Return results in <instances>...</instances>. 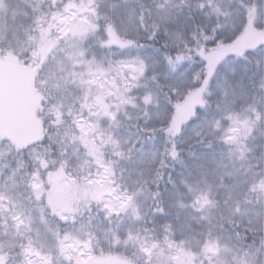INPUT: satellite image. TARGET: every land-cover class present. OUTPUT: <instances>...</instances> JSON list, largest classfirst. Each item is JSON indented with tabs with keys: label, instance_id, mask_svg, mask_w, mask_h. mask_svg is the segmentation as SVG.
I'll use <instances>...</instances> for the list:
<instances>
[{
	"label": "trees",
	"instance_id": "1",
	"mask_svg": "<svg viewBox=\"0 0 264 264\" xmlns=\"http://www.w3.org/2000/svg\"><path fill=\"white\" fill-rule=\"evenodd\" d=\"M57 3L60 11L52 8L51 0H0V39L9 38L28 46L34 43L30 37L39 36L41 28L48 29L51 38H63L73 27L91 21L89 15L94 12L93 0H57ZM215 3L216 0H212V5L205 11L210 13ZM157 4L163 7L158 8ZM64 5L70 6L67 12ZM142 5L151 9L153 16L159 13L161 19L178 16L185 30L194 23H208L204 13L200 11L183 6L182 11L178 9L176 0H103L102 3L104 10L111 8V14L119 18L118 23L122 27L139 24L136 16L140 13ZM37 7L38 12L34 11ZM55 12L60 15L53 16ZM44 13L47 15L38 25L36 17ZM259 32L247 28L236 36L230 46L250 49L252 47L248 45L253 40L257 41V45L264 42L258 39ZM164 39L162 33L155 39H148L146 33L141 36L138 53L144 58L143 61L147 60L148 76L154 75L156 79H141L138 86L130 89H127V84L135 73L127 65L120 71L123 76L117 79H112L116 71L103 75L94 73L84 76V84L78 79L73 82L72 77H67L66 85L61 78L65 69L70 68L79 73L83 68L80 66L72 69L68 61L63 74H58L56 69H52L50 90L63 112L67 113L65 119L68 123L61 132L64 143L68 145V151L80 146L90 157L101 160L105 150L113 154L123 152L122 156L117 157L119 166L116 174L120 177V186L117 188L112 184L104 196L106 201H109L110 197H117V209L111 211L112 208L107 206L106 211L111 213L110 217L105 218L104 213H99L98 218H91L90 226L84 233V238L88 237V232H95L104 239L98 244L90 240L89 248H85L81 243L69 251L74 256L119 255L124 260L130 259L127 252L135 251L136 257L132 258L135 264H162L160 260L167 256L171 258L166 264H173L172 259L181 254L182 249L183 253H187L182 254L186 264H224L226 259L232 260V264H243L242 257L235 251L221 249V245L228 243L231 229L227 220L237 210L238 203L241 213L254 210L255 206L242 203L248 183L264 179V173L256 171L260 165L249 168V164L264 153V90L259 87L260 69L249 61H236V74L230 77L228 95L222 103L221 112H217L215 107L206 110L200 103L186 104L196 90L189 91L180 100L167 88L168 82L177 73L172 72L165 61L164 53L171 49L165 47ZM58 43L64 51L58 52L57 55L67 59L66 52L71 50L67 45L71 41L60 39ZM89 43H92L91 39ZM109 47L112 52L126 55L121 51L126 46L121 47L116 43L103 49L106 58L101 65L105 69L109 68V61L115 59L108 51ZM225 48L227 47L219 46L204 53L208 64L209 59H215L220 52H223L222 59L236 53L224 51ZM93 50L98 56L102 51L94 43ZM34 56L41 60L43 58L38 52L34 53ZM197 66H192L189 76ZM112 67L117 68L115 65ZM124 76L128 79L124 80ZM15 80H24L32 85L30 90L28 88L26 99L30 121L19 127L20 129L0 127V140L23 146L33 144L44 137L41 120L45 106L44 93L38 84L37 66L34 63L11 51L0 54V89H7ZM149 91L159 93L161 103L169 110L174 107L172 126L174 121L178 126L188 122L181 141V147L185 149L182 158L177 161L168 159L166 166L160 167V176L156 175L159 161L157 150L163 148L165 134L160 131L155 134L152 132L158 121L155 119V109H150L149 101L144 100ZM97 97L101 98L105 108L97 103ZM187 105H190V110L183 114L181 109ZM69 107L73 108V112L67 111ZM146 110H149V114H146ZM218 115L223 118L220 120L219 131L213 132L209 122ZM245 120L252 124L248 135L244 134ZM204 131H208L205 142L196 143L195 141L199 140L197 133L203 135ZM44 140L46 142L47 138L44 137ZM209 140L211 145L207 146ZM154 153L155 163L152 162ZM9 159L10 165L0 170V196L4 198L0 200V244L8 254L9 264H13V261L15 264H22L24 256L21 255L20 245L23 243L27 246L29 239L33 248L40 253L39 256L36 252L28 253L32 259L40 261L43 256L48 255L52 264H69V261L59 254L58 247L54 246L56 241L48 232V227L54 226L56 219L49 215L50 210L47 208L43 211L42 219L41 207L49 191L53 192L58 202L80 197L82 189L79 182L66 171L60 177H49L47 173L44 182H40L32 174V164L27 154L24 156L26 167H19L13 157ZM2 163L0 161V164ZM108 169L110 171H105L103 178H89V182L104 184L107 180L111 183L112 169ZM49 172L54 173L55 170ZM36 182L41 184L45 200H37L35 195L30 194V189L35 192L31 185ZM45 185L47 187H44ZM60 229L63 232L64 225L61 224ZM129 235L133 239L123 243L122 239ZM117 236L120 238L119 242ZM66 243L73 242L69 240ZM141 244L149 248L153 244L158 247L152 249L149 256L140 253ZM208 245H212L216 251H206ZM74 263L75 261L72 262Z\"/></svg>",
	"mask_w": 264,
	"mask_h": 264
},
{
	"label": "clouds",
	"instance_id": "2",
	"mask_svg": "<svg viewBox=\"0 0 264 264\" xmlns=\"http://www.w3.org/2000/svg\"><path fill=\"white\" fill-rule=\"evenodd\" d=\"M165 2H168V0H165ZM102 3L103 0H93L94 12L89 15V19L98 26L97 31L89 33L80 42L81 47L86 52V59H95L97 62L102 63L106 58L103 49L108 46L103 45L101 41L108 38L107 26L111 24L117 30L121 39L133 41L132 45H128L121 50L126 53L123 56L112 52L110 47L108 48L111 55L115 57V59L109 61V66L115 65L117 68L121 67V62L127 64L137 59H144L138 53L140 39L144 33L147 34L148 39H155L158 34H163L165 47L171 49V51L164 53L165 61L171 71L177 73L168 82L167 88L172 95H175L180 100L191 90L203 89L201 98L204 103L201 104V107L206 110L215 107L217 112H221L222 103L228 95L230 77L236 74L235 63L238 60L249 61V63L260 69L261 83L259 87L264 90V42L250 49H245L242 53L225 56L216 64L211 75H209L208 61L204 55V53L216 47L232 45L236 36L247 27L249 10L255 11L253 25L255 29L264 32V0H216L210 13L205 11V9L212 5V0H176V6L181 11V6L189 7L193 11H200L204 13L208 21V23L203 25L194 23L187 30L179 22L178 16L161 19L159 13L153 16L151 9L144 5L141 6L140 13L136 16L139 24L133 27H122L118 23L119 18L111 14V8L107 11L104 10ZM51 5L57 11L61 10L57 0H51ZM157 7L160 8L163 5L157 4ZM177 24L179 25L178 27L170 26ZM90 39L92 43H89ZM93 43L102 50L99 56L93 50ZM9 51L37 66V81L44 93L45 106L41 113V120L44 127V137L47 140L45 142L44 137H42L40 141L23 146H18L8 140H0V161L3 162L0 164V170L10 165L9 157L15 158L19 167H26L27 161L24 160V156L27 154L28 160L32 164V174L37 177V180L44 182V178L49 171L55 170L61 164H64L65 171L75 176L81 189L89 193L86 199L80 198L77 201L75 224L72 223L71 216L68 223H61L64 225V231L71 232L78 229L81 223L89 222L90 217L98 218L99 213H104L105 218L110 217L111 213L106 211L107 201L104 196L112 187V184H115L117 188L120 186V177L116 174L119 166L117 157L122 156L123 152L113 154L105 150L101 160L100 158L90 157L86 151L81 150L80 146H75L72 151H68V145L64 143L61 132V129L68 123L65 119L67 113L63 112L59 102L54 98V93L50 90L52 68L54 62H59L57 53L64 51L63 47L54 49L45 60H41L38 56H34L37 49L33 45L25 46L23 43L14 42L9 38L0 39V54H6ZM178 57L180 59H177ZM144 62L147 65L146 74L137 79H134L129 74L131 80L128 81L127 89L138 86V82L141 79H156L154 75L148 76L147 60H144ZM185 64L187 67H183ZM193 65L198 66L191 71L189 76V70L192 69ZM70 71L72 70L69 68L61 78L66 79ZM122 76V72H115L112 79ZM123 79L127 80L128 77L124 76ZM205 81H207L206 84ZM121 83L123 84V81ZM146 95L150 96L148 103L150 109H155V119L158 121L152 128V132L155 134V132L160 131L165 134L164 146L162 149L157 150L159 161L156 175L160 176L162 175L160 167L166 166L168 159L177 161L182 158V153L185 149L181 147V141L188 122L185 121L173 129L174 107L172 110L165 107L161 103L159 93L149 91ZM169 102H171L170 97ZM67 111L73 112V108L69 107ZM57 112H60L61 115L57 116ZM146 114H149V110H146ZM193 115L195 116L196 113H193ZM222 118V115H218L209 122V127L213 132L219 131V124ZM207 135L208 131H204L203 135L198 132L199 140L195 142L204 143ZM53 145H55V148H53ZM210 145L211 140L208 141L207 146ZM247 150L251 151V149ZM41 160L47 161L48 166L42 165L40 163ZM53 162H55L54 165ZM152 162H156L155 153L153 154ZM257 165L261 167L256 168ZM105 167L112 169L110 174L111 183L107 180H105L104 184L90 183L89 178L94 180L97 176L104 177ZM249 168H256L257 173H264V153L257 157L253 163L249 164ZM16 170L18 171V169ZM262 183H264V179L248 183L242 203L255 206L254 210L241 213L238 203L237 210L227 220L231 229L228 243L221 245V249H227L229 252L235 251L238 256L242 257L243 264H264V189L259 187ZM34 193V190L30 189V194L35 195ZM94 194H99V199ZM49 215H52L51 211ZM224 231H228V229H224ZM87 238L94 244H98L104 239L102 236H97L95 232H92L91 236ZM127 240L128 237H125L122 242L125 243ZM108 243H111V241H108ZM123 250L127 252L126 249ZM127 254L133 260V264H135V260L132 258L136 257V252H127ZM224 264H232V260L226 259Z\"/></svg>",
	"mask_w": 264,
	"mask_h": 264
},
{
	"label": "snow or ice",
	"instance_id": "3",
	"mask_svg": "<svg viewBox=\"0 0 264 264\" xmlns=\"http://www.w3.org/2000/svg\"><path fill=\"white\" fill-rule=\"evenodd\" d=\"M69 5H64V9L67 12L69 10ZM34 11L38 12L39 8H35ZM47 15V13H44L38 17H36L38 25L39 21L43 20L44 17ZM60 15L59 12L53 13V16ZM73 15H75V12H73ZM254 19H255V11L254 10H249L248 14V23L247 27L244 28H251L255 30L254 25ZM98 26L93 23L92 21H89L85 25H78L73 27L72 29L69 30V33H66L65 37L60 38H51V33L49 32L48 29L46 28H41L40 29V34L39 36L33 35L30 37V39L34 42L33 47L37 49L38 54H42V60H45L47 56L56 48L59 47L58 41L60 39H64L66 42L71 41L70 44L67 46L71 49L70 51L66 52L67 59L69 63L72 66V69H75L77 66H81L83 70L79 73L75 71H70L68 72L67 77H72L73 82H75L77 79L80 81L81 84L86 83L84 80V76L87 75H93L94 73H99L101 75L105 73H111L113 71L119 72L123 68V66L127 65L135 74L133 76L134 79H137L139 77H143L146 74L147 71V65L142 59H137L134 62L127 63L121 62V67L120 68H113L112 66H109V68L105 69L101 63L97 62L95 59L88 60L86 59V52L85 50L81 47V41L91 32H96ZM243 30V31H244ZM241 33V32H240ZM107 36L110 37V39H105L102 40L101 43L105 46H111L113 43H116L120 45L121 47H125L128 45H132L133 41L132 40H125L121 39L120 36L118 35L117 30L114 28L113 25L109 24L107 26ZM258 39L259 40H264V32H259L258 33ZM257 45V41L253 40L248 47H254ZM244 48H237V47H227L224 49V51H234L237 54L244 52ZM223 57V52H220L219 55L215 57V59H209V64H208V72L209 75L212 74L213 69L215 68L216 64L222 59ZM177 59H180L179 57ZM68 70L65 69V72ZM138 74V75H137ZM154 78V77H153ZM65 85L68 83L67 78L63 79ZM207 81H205V84ZM203 89H197L196 92L194 93V97L192 99V103H200L203 104L204 101L201 98V93ZM100 97H97V100H99ZM145 102H148L150 100V96H145L144 97ZM189 110H190V105H189ZM109 115H114L113 113H108ZM57 116H59V112H57ZM244 134L248 135L251 132L252 124H250L247 120L244 122ZM173 129L178 127L177 123L174 121L173 122ZM172 130V129H170ZM40 163L44 166H48V162L45 160H41ZM55 162H53V165ZM105 171H110V169L106 168ZM65 172V165L61 164L59 168L55 169V172H48L49 177L56 176L60 177L63 175ZM33 189H35V197L37 200H45V197L42 195V189H41V184L36 182L31 185ZM44 187H47L45 185ZM260 188L264 189V183H262ZM89 193L86 190L82 191V194L80 197H77L75 200L73 199H68L63 202H58L55 200L53 192L49 191L47 194V198L45 203L41 207V213L42 216L41 218L44 219L43 217V211L45 208L49 209L54 217H56L54 226L50 225L48 227V232L52 234L53 239L56 241L55 247H58V251L60 255H63L68 261L69 264H72L73 261H75V264H81L79 256H74L70 253L69 249L78 246L79 244L83 243L85 248L90 247V239L84 238V233L90 226V220L91 217L89 218V222L81 223L78 229H75L74 231H63L61 232L60 225L61 223H68L69 217H72V223L75 224V213L77 211L76 204L77 201L80 198H87ZM97 199H99V194H94ZM4 199L2 196H0V200ZM205 203H207V200H205ZM107 207V206H106ZM111 211H115V209H111ZM45 223L48 224V221L45 220ZM91 236V232H88V237ZM119 237L117 236V242H119ZM133 237L131 235L128 236V240H132ZM71 240L73 243L72 244H67L66 241ZM127 243V241H125ZM22 249L21 255L24 256V260L22 264H36V262L28 256V253L31 252H36V255L39 256L40 253L36 251L35 248L32 246V241L29 239V243L27 246H25L23 243L20 245ZM158 246L153 244L151 247H146L145 245L141 244L140 245V253L141 254H148L151 256L152 254V249H156ZM207 250H212L216 251L215 248H213L212 245H208L206 247ZM181 253L187 255V253H183V250L181 249ZM0 264H9L8 260V254L4 251V247L2 244H0ZM13 264L15 262L13 261ZM39 264H52L51 257L48 255H45L41 258L39 261ZM124 264H133V260L127 259L124 261Z\"/></svg>",
	"mask_w": 264,
	"mask_h": 264
},
{
	"label": "rangeland",
	"instance_id": "4",
	"mask_svg": "<svg viewBox=\"0 0 264 264\" xmlns=\"http://www.w3.org/2000/svg\"><path fill=\"white\" fill-rule=\"evenodd\" d=\"M233 53V52H232ZM59 57V62H54L53 68L56 69L55 71L59 74H63V69L67 67L68 60L64 59V57L60 54L57 55ZM80 66H77V68ZM58 68V69H57ZM59 70V71H57ZM82 70V69H80ZM24 80H15L14 84H9L8 88L4 90L0 89V127L8 128V127H15L16 129H20L21 126L27 124L30 121V111L28 110V88L31 89L32 85L27 83ZM3 86H1L2 88ZM194 95L189 97V100L186 104L191 103ZM98 104L102 105L104 108L106 105L103 103L101 98L97 102ZM189 109V105L184 106L181 109L183 114H186L187 110ZM20 127V128H19ZM31 134H33L31 132ZM83 191V190H82ZM82 191L80 192L82 194ZM61 198V197H60ZM117 197H110V200H107V206L112 209H117L116 203ZM82 253V252H81ZM81 264H124V259L119 255H105L101 257H90L88 255L79 256ZM170 257H165L161 261L162 264H166L169 262ZM168 259V260H167ZM24 258H22V261ZM36 264H39L38 259L33 258ZM173 264H186L183 261L182 253L179 254L177 257L172 259ZM75 264V263H74ZM190 264V263H189Z\"/></svg>",
	"mask_w": 264,
	"mask_h": 264
}]
</instances>
